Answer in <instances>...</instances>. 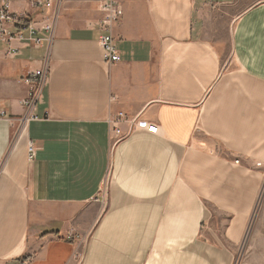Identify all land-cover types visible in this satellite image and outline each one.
Instances as JSON below:
<instances>
[{
	"label": "crops",
	"instance_id": "1",
	"mask_svg": "<svg viewBox=\"0 0 264 264\" xmlns=\"http://www.w3.org/2000/svg\"><path fill=\"white\" fill-rule=\"evenodd\" d=\"M6 1L52 29L0 41V264H227L202 223L237 236L264 180V0H113L112 64L108 0Z\"/></svg>",
	"mask_w": 264,
	"mask_h": 264
},
{
	"label": "built area",
	"instance_id": "2",
	"mask_svg": "<svg viewBox=\"0 0 264 264\" xmlns=\"http://www.w3.org/2000/svg\"><path fill=\"white\" fill-rule=\"evenodd\" d=\"M33 6H40L43 4L42 0H32ZM45 6H50V0L45 2ZM104 17L101 21V26L106 33L100 35L98 42L103 50L102 61L105 64H112L120 61V55L115 49L113 37L111 35V25L115 23L121 16L122 10L120 6L113 0H108L102 5ZM52 29V22L49 20L44 21L40 28H37L35 24L29 21V18L24 13L12 12L9 8V3L6 0L0 2V41L8 45L9 53L14 54L16 48L12 46L13 41H19L23 38L22 31L26 30L28 34L27 40L35 47L40 46L42 41L49 40L48 37H39L37 34L43 32L49 33ZM46 77V70L44 68L37 69L35 71L28 72L23 80L30 85L28 96L21 102L27 108H33L34 104L38 100L43 84ZM3 114V112L1 113ZM29 118L36 119L37 116L29 114L21 119V123L26 122ZM114 134L123 136L120 132L118 125L120 123H128L130 125V131L138 128L145 129L148 133L157 134L160 132L157 124L148 123L144 125L137 124L135 120H128L123 113H118L116 117L109 118L107 120ZM29 158L32 157V147L28 146ZM70 238V237H68Z\"/></svg>",
	"mask_w": 264,
	"mask_h": 264
},
{
	"label": "rangeland",
	"instance_id": "3",
	"mask_svg": "<svg viewBox=\"0 0 264 264\" xmlns=\"http://www.w3.org/2000/svg\"><path fill=\"white\" fill-rule=\"evenodd\" d=\"M229 218L220 215L206 218L202 223L203 241L224 250L228 255L227 264H264V180L248 217L241 220L239 234L233 238L223 233Z\"/></svg>",
	"mask_w": 264,
	"mask_h": 264
}]
</instances>
